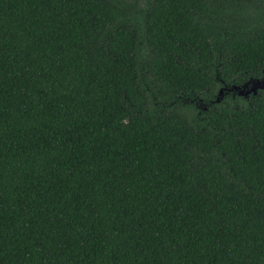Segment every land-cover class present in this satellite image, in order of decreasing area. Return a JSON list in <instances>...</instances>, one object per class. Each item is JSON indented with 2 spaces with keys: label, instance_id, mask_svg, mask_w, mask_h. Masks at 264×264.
Returning <instances> with one entry per match:
<instances>
[{
  "label": "trees",
  "instance_id": "obj_1",
  "mask_svg": "<svg viewBox=\"0 0 264 264\" xmlns=\"http://www.w3.org/2000/svg\"><path fill=\"white\" fill-rule=\"evenodd\" d=\"M263 75L264 0H0V264H264Z\"/></svg>",
  "mask_w": 264,
  "mask_h": 264
},
{
  "label": "water",
  "instance_id": "obj_2",
  "mask_svg": "<svg viewBox=\"0 0 264 264\" xmlns=\"http://www.w3.org/2000/svg\"><path fill=\"white\" fill-rule=\"evenodd\" d=\"M223 89L219 91V95L222 96ZM260 89H264V75L262 78L253 79L242 86L235 85L229 90H235L239 95L248 96L249 94H256ZM219 100V99H218Z\"/></svg>",
  "mask_w": 264,
  "mask_h": 264
},
{
  "label": "flooded vegetation",
  "instance_id": "obj_3",
  "mask_svg": "<svg viewBox=\"0 0 264 264\" xmlns=\"http://www.w3.org/2000/svg\"><path fill=\"white\" fill-rule=\"evenodd\" d=\"M260 90H264V89H260ZM250 95V94H249Z\"/></svg>",
  "mask_w": 264,
  "mask_h": 264
}]
</instances>
